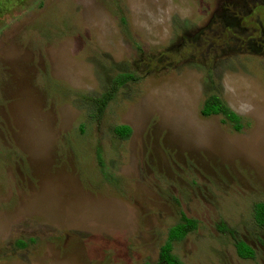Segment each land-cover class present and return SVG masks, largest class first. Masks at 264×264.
Listing matches in <instances>:
<instances>
[{
  "label": "rangeland",
  "instance_id": "rangeland-1",
  "mask_svg": "<svg viewBox=\"0 0 264 264\" xmlns=\"http://www.w3.org/2000/svg\"><path fill=\"white\" fill-rule=\"evenodd\" d=\"M257 202L264 0H0V264H161L181 212L182 264H264Z\"/></svg>",
  "mask_w": 264,
  "mask_h": 264
},
{
  "label": "trees",
  "instance_id": "trees-1",
  "mask_svg": "<svg viewBox=\"0 0 264 264\" xmlns=\"http://www.w3.org/2000/svg\"><path fill=\"white\" fill-rule=\"evenodd\" d=\"M126 76H120L118 81L123 83ZM201 113L206 116L221 115L225 121L234 123L235 129H239L241 117L231 110L219 97L216 95L209 96L205 99L201 107ZM132 130L128 125H118L114 127V133L121 139H126L130 136ZM253 217L255 223L264 228V202H257L253 207ZM197 227V221L187 217L184 213H180L179 221L171 226L166 233L165 240L160 246L158 263L161 264H182L179 258L172 253L173 245L180 242L189 232ZM221 232L227 231L231 234L236 255L243 259L254 257V250L242 239L234 236V232L227 228L224 224L219 226Z\"/></svg>",
  "mask_w": 264,
  "mask_h": 264
}]
</instances>
